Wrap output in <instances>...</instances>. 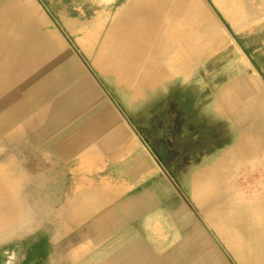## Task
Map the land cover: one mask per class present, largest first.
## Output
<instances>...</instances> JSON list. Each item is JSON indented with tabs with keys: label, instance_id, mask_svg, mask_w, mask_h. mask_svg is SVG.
Listing matches in <instances>:
<instances>
[{
	"label": "crops",
	"instance_id": "1",
	"mask_svg": "<svg viewBox=\"0 0 264 264\" xmlns=\"http://www.w3.org/2000/svg\"><path fill=\"white\" fill-rule=\"evenodd\" d=\"M65 1L0 0V254L18 247L17 264H224L231 242L264 243V194L235 185L243 163L264 173V73L236 22L243 6L183 0L189 12L201 3L209 32L176 15L179 46L152 72L170 78L191 64L189 78L162 88L145 80V48L114 34L129 30L139 45L170 0H126L114 26L113 4L125 0H105L90 23L61 14L54 3ZM195 145L206 151L196 166Z\"/></svg>",
	"mask_w": 264,
	"mask_h": 264
},
{
	"label": "rangeland",
	"instance_id": "2",
	"mask_svg": "<svg viewBox=\"0 0 264 264\" xmlns=\"http://www.w3.org/2000/svg\"><path fill=\"white\" fill-rule=\"evenodd\" d=\"M229 1L233 2L234 5L236 7H239L240 9H241L240 5L243 6L242 11L239 12L240 17L237 18L236 22L246 32L244 35H246L247 42H251V46H248L247 52L249 53L250 57H252V59L257 63L259 69L264 73V0H229ZM197 2H195L193 8L189 9L192 10L189 12L186 9L187 2L183 0H170L166 10L163 12L162 16L160 17V28L147 31L144 37L142 35L139 41L140 42L139 45L132 44L133 42H131L132 39L129 30L118 29L117 33L114 34L115 37L118 36L119 38H121L122 42L128 44L131 43V45L135 47L140 46L145 48V57L147 61L146 69H145V80L147 84L150 85V87L153 86L154 79H157L156 81H158L156 82V86L157 87L160 86L163 88L175 78H181L182 81L184 82H186V80L189 78V73L187 72V70L189 69L191 64L187 66L185 69H182L180 75L172 76L170 78L156 77L154 76L152 70L155 67H157L159 63L165 65V63L162 61V58L168 53L174 55L176 49L179 46V44H177L178 43L177 41L179 40L177 39V35L175 34V30H174L175 25H177V22H179V19L176 18V15H179L183 18L187 17L193 19L194 21L200 24V27L204 28V30L209 32V30L205 28L206 25L204 24V22H202L199 19V17H197L196 13H198L199 15L201 14L200 16L206 19V17L202 13L203 8L201 7V3L199 1ZM54 4H58L57 6H59L60 8L59 12L61 14H65L68 16H76L77 18L79 17V20L81 22L86 21L85 23H90L91 21H93L94 20L93 15L95 14L94 12L96 10H101L106 6L105 0H103V2H99V0H67L65 2H57V3L55 2ZM127 4L128 2H126V0L118 3L115 2L113 4L114 21L112 26H114L115 22L117 21V18L122 12L121 10ZM84 11L88 15L80 17ZM216 31L217 29L214 28L213 31L211 30L210 32L211 34L209 33L212 38L211 39L212 43L217 42L218 36L217 33H215ZM182 38L184 40L182 46L186 47L185 51H187L188 49L191 48L190 47L191 36L184 34L182 35ZM193 41L194 42H192V44L195 45L196 41L194 39ZM234 48L235 45L233 43L230 46L227 43V47H226L227 57L229 56L230 52L233 53ZM166 50L168 52H165ZM184 54L186 53L184 52ZM160 57L161 60L159 59ZM197 75L199 76L197 80L201 81L200 69L197 71ZM263 97H264V93H263ZM263 114H264V109H260L258 113V118L260 119L263 116ZM258 125H260V123ZM249 132L254 134L257 132V130L253 129L250 130ZM242 133L245 134L246 131L243 130ZM195 138L196 135L194 136V139ZM192 150L194 151L191 154V157H193L194 159L192 163L194 164V166L200 165L201 160L205 155L206 151H202L201 147H199L198 145L193 146ZM186 168L187 167L185 166V164L179 165V169L182 171L179 180L183 186H189L190 184H192L191 176L189 174L185 176ZM262 170L263 169L256 170L254 168V163H252L251 161L243 163L241 166V174L237 179H235V185L240 187V189L245 188V190L249 191L250 194L258 193V195H263L264 189L261 184V181L262 178H264V173L262 172ZM198 184H200V181L198 182ZM263 233H264L263 228L262 229L259 228V234H263ZM20 244L22 243L19 242L18 245ZM48 244L51 247V253L53 255V253L55 252V250L53 249H55L54 246L56 243L49 242ZM226 244H227L226 247L227 246L229 247L230 244L229 243ZM17 248L18 247L13 249L11 253H10V249L1 252L0 262L4 264H17V262H19V258L21 255L20 254L21 252ZM262 253H264V243L262 242L255 243L246 239L243 241H234L231 242V245L228 248V250H225L224 264H242L241 262L243 261L248 263L252 262L253 264L255 263L256 260L260 261ZM11 254L12 256L16 255V258H14L13 261H9V257ZM24 255H25V250L23 251V256ZM256 255L258 256L256 257Z\"/></svg>",
	"mask_w": 264,
	"mask_h": 264
},
{
	"label": "flooded vegetation",
	"instance_id": "3",
	"mask_svg": "<svg viewBox=\"0 0 264 264\" xmlns=\"http://www.w3.org/2000/svg\"><path fill=\"white\" fill-rule=\"evenodd\" d=\"M164 126L163 124V121H158L157 124H156V130H157V140L160 141L161 143H166L167 144V141H166V138H163L160 133H161V130H162V127ZM162 140V141H161ZM164 147V144L162 145L161 149ZM164 151V156L166 159L170 160L171 158H173L175 155H177L176 152H169L168 149ZM166 152V153H165Z\"/></svg>",
	"mask_w": 264,
	"mask_h": 264
}]
</instances>
